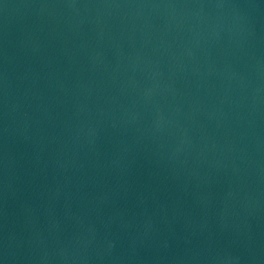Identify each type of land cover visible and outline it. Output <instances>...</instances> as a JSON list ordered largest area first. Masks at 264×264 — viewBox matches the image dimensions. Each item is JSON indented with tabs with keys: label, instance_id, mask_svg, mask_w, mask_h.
Segmentation results:
<instances>
[{
	"label": "water",
	"instance_id": "water-1",
	"mask_svg": "<svg viewBox=\"0 0 264 264\" xmlns=\"http://www.w3.org/2000/svg\"><path fill=\"white\" fill-rule=\"evenodd\" d=\"M0 264H264V0H0Z\"/></svg>",
	"mask_w": 264,
	"mask_h": 264
}]
</instances>
